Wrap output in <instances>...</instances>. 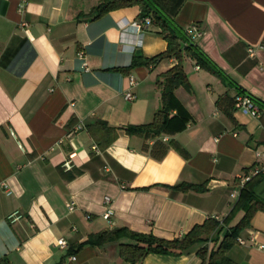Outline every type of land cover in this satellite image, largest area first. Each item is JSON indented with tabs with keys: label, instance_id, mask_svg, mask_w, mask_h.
I'll return each instance as SVG.
<instances>
[{
	"label": "crops",
	"instance_id": "1",
	"mask_svg": "<svg viewBox=\"0 0 264 264\" xmlns=\"http://www.w3.org/2000/svg\"><path fill=\"white\" fill-rule=\"evenodd\" d=\"M28 1L18 13L16 0H0V263L130 264L118 256L130 239L85 242L121 227L171 240L231 214L213 236L221 240L244 216L232 211L238 177L264 161V117L243 115L231 102L241 88L264 105V0H152L178 28L198 27L194 44L223 75L182 56L188 88L173 90L171 126L158 137L124 132L152 122L161 107L156 79L177 64L167 58L131 67L167 48L155 25L131 26L139 7L93 19L102 0ZM97 121L115 130L102 148L113 135ZM155 144L166 147L158 159ZM71 154L73 168L65 172L61 162ZM180 184L201 189H172ZM252 189L259 203L236 237L245 244L227 251L235 264H264V177ZM15 211L22 217L10 224ZM106 211L111 224L101 216ZM213 246L149 254L139 264H201L196 252Z\"/></svg>",
	"mask_w": 264,
	"mask_h": 264
},
{
	"label": "trees",
	"instance_id": "2",
	"mask_svg": "<svg viewBox=\"0 0 264 264\" xmlns=\"http://www.w3.org/2000/svg\"><path fill=\"white\" fill-rule=\"evenodd\" d=\"M126 6L139 7V16L141 18L149 17L151 20L150 23L158 28V33L167 42V48L165 49L166 51L164 53L157 56L155 55L154 57L148 59L141 58L140 60H137V62L132 63L131 67L137 64L151 68L157 62L163 59L174 58L177 60V64L175 66L169 68V70L158 76L156 79V83L160 87L159 90L161 91V107L155 113L154 117L152 118V122L141 126L130 125L126 127L124 131L128 135L135 134L143 137H158V135H160L163 131L168 130V128L171 126L170 123L172 118L169 119L168 116L172 107L176 105V101L173 96V90L180 86L188 88L183 67L180 63L182 56L190 57L201 69L211 71L213 74L218 76L223 75H221V71L212 62H210L207 56L197 48L193 40L186 35L185 30L178 28L176 24L173 23L172 19L168 18V16H165L160 10H158L152 0H102L91 10L92 18H99V16L101 17L109 13L112 11V9L116 10L126 8ZM238 93L249 95L241 88L237 89V94ZM251 98L253 101H255L253 97ZM257 103L261 106V108L264 109L263 104L259 102ZM177 115L179 114L177 113ZM95 125L97 127L99 126L103 128L106 134L113 135L104 143H99L101 148L109 145L114 138L113 133L115 130L108 127L104 121H97ZM165 152L166 147L160 144H155L151 150V153L155 159L162 157ZM251 168L244 170L243 174H247ZM263 177L264 174H259L253 176L249 181L244 183L239 192L238 202L232 210L234 211L242 209V211H244V216L238 223L235 224V226L226 229L223 237L220 238L221 240H217L216 238L213 239V236L220 229H223V224L225 225L228 223V219L231 217V214L224 218L220 224L218 221L215 222V220L209 218L202 224L194 225V227H192V229L181 238H175L171 240H161V238H157L152 234H141L121 227L98 234L93 233V235H91L85 243L88 245L97 246L104 244L105 242L117 241L122 238L130 239L134 243L121 244L118 256H120V258L127 263L139 264L144 259V257L149 254L178 256L196 244L211 241L214 243V246L211 249L202 247L198 252H196L201 259V264H235L228 258L227 251L234 244H236V237H238L240 231L248 225L247 223L249 222V219L255 212L259 201L257 203L255 202L252 188L255 183L260 181ZM172 189L199 190L201 188L193 185L180 184L172 187Z\"/></svg>",
	"mask_w": 264,
	"mask_h": 264
},
{
	"label": "built area",
	"instance_id": "3",
	"mask_svg": "<svg viewBox=\"0 0 264 264\" xmlns=\"http://www.w3.org/2000/svg\"><path fill=\"white\" fill-rule=\"evenodd\" d=\"M17 1V9L16 11L18 13H21L22 11H24L25 6L27 5V3L29 2L28 0H16ZM150 18L149 17H145V18H140V20H138L137 22H132L131 26L136 30V31H140L143 28L148 27L149 25H151L150 23ZM26 25L25 23H21L20 26H24ZM185 33L187 36H189L191 39H195L201 37V31L198 29V27L196 25H192L189 26L188 28H186ZM251 53V55L253 54V51L250 49L249 50V54ZM81 56V55H80ZM82 67H85V63L82 64ZM199 67H197L198 69ZM129 79V85L130 86H134L135 82L133 79H131V77H128ZM124 98L126 100H133L134 96L133 94H131L130 92H125L124 94ZM233 102V107L235 110H238L239 112H241V114L243 115H247L250 116L252 118H261L264 117V109L261 108V106L252 100V98L247 95V94H237L234 97V100H232ZM81 127L78 126L75 128V130L71 133L74 134L76 133ZM13 133H11L10 135H12ZM92 150L98 151L97 148L92 145L90 147ZM257 157H261V153L260 152H256L255 154ZM264 156V154H262ZM74 154H71L70 156H68V158L66 160H63L61 163V168L63 169V171L68 172L73 168V163L71 162V160H73L74 158ZM259 174H264V161H262L259 165H255L253 168L250 169L249 173L247 174H241V176L238 177V184H239V190L243 187L244 183L249 181L253 176L259 175ZM239 195V191H234L231 194V198L238 196ZM104 202H108V198L104 199ZM67 209L69 212H72L75 208V204L73 202H69L67 203ZM110 211H106L104 214H102L101 216L103 217V219L105 221H107L109 224H111L110 221ZM22 217V214L19 211H15L12 214H10L7 217V220L10 224H13L17 221H19ZM211 219L218 221L219 224L222 222V220H219L218 216H212ZM249 243H254V238L252 236H249ZM236 242L240 245H244L245 241L241 238H237ZM56 245H58L60 248H63L65 246V241L60 239L57 240V242H55ZM258 248L262 249L263 246H259ZM72 261L75 260L74 257H70Z\"/></svg>",
	"mask_w": 264,
	"mask_h": 264
},
{
	"label": "water",
	"instance_id": "4",
	"mask_svg": "<svg viewBox=\"0 0 264 264\" xmlns=\"http://www.w3.org/2000/svg\"><path fill=\"white\" fill-rule=\"evenodd\" d=\"M136 53L138 54L139 52L137 51ZM0 264H5V263H0Z\"/></svg>",
	"mask_w": 264,
	"mask_h": 264
},
{
	"label": "rangeland",
	"instance_id": "5",
	"mask_svg": "<svg viewBox=\"0 0 264 264\" xmlns=\"http://www.w3.org/2000/svg\"><path fill=\"white\" fill-rule=\"evenodd\" d=\"M239 114V112H237Z\"/></svg>",
	"mask_w": 264,
	"mask_h": 264
}]
</instances>
